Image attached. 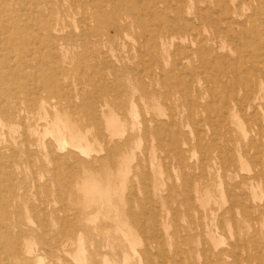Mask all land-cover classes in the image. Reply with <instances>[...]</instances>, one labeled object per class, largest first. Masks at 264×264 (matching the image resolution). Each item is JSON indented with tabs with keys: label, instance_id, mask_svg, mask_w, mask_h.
I'll return each mask as SVG.
<instances>
[{
	"label": "rangeland",
	"instance_id": "rangeland-1",
	"mask_svg": "<svg viewBox=\"0 0 264 264\" xmlns=\"http://www.w3.org/2000/svg\"><path fill=\"white\" fill-rule=\"evenodd\" d=\"M231 2L230 5L234 4ZM244 2L240 21L245 14L261 8L263 14L256 24L264 40V0ZM224 6V0H200L198 9L203 14L220 17ZM185 15L191 17L186 11ZM210 21L191 20L196 27L193 37L201 38L203 44L212 43L215 25ZM66 25L64 38L57 41L64 47L59 49L61 52L52 50V46L46 48L43 65L37 61L31 66L17 65L19 59L12 58L14 68L5 70L15 76L5 77L0 85V222L4 223L0 224V245L4 250L11 248L13 237L24 251L37 249L44 242L51 245L52 251L45 253L39 264H114L118 260L112 255L114 246H124L123 252L130 249L132 253V248L145 251L149 238L153 241L159 236L158 240L162 241L159 250L150 248L152 255H147L145 263L135 256L128 259V264H264V75L258 74L260 94L251 100L252 107L245 104L242 110L235 108L225 116L221 108L224 90H233L241 97L246 95L244 86L232 84L234 70L249 67L238 41L227 39L229 34L223 33L214 41L223 42L224 54L213 58L211 64L206 66L195 50L190 49V67L170 72L180 73L189 86L190 95L197 102L191 106L181 96L180 85L172 87L173 98L162 95L153 100L143 99L137 86L133 89L126 81L121 85L116 80L114 68L135 67L142 60L134 33L123 43L92 48L79 36L77 21L70 19ZM233 27L243 37L236 23ZM25 30L20 35L29 38L31 29ZM20 38V50L24 51L23 44L29 39ZM193 40L188 39L184 45H192ZM20 57L24 54L20 53ZM143 59L151 63L150 56ZM172 61V56H165L164 62L172 65ZM57 65L63 66V72H55ZM215 74L227 75L223 82L215 84L217 96L210 94L208 88L212 83L206 81ZM60 76L62 83L58 80ZM26 82L30 87L38 86L49 106L47 111L34 110L16 118L10 112L18 98L29 90L23 86ZM155 87L163 92L168 88L162 83ZM58 113L87 136L89 154L75 152L69 145L59 146L56 132L52 131V123L59 120ZM105 114L117 115L121 127L111 128ZM147 124L150 129L144 132ZM60 127L66 141L71 142L70 130L61 122ZM112 145L117 146V151L103 161ZM91 180L96 181V193L117 192L112 198L113 206L105 203L102 207L83 208L84 212L77 216L85 197H90L84 191L92 189ZM115 205L120 207L118 212ZM226 209V219L214 242L208 235L202 241L194 238L193 242H187L189 234L202 231L201 216L211 210L220 214ZM122 212H127L122 215L127 237L114 228L113 218ZM241 217L247 220L242 222L243 228L237 236L235 225ZM105 225L112 227L103 229ZM70 230H75L82 244L70 240L60 246V240ZM238 237L241 243L229 256L219 261L210 257V249L225 248ZM100 245L106 246L102 250L110 251L106 261L98 254L91 258ZM11 262L16 264L13 259Z\"/></svg>",
	"mask_w": 264,
	"mask_h": 264
},
{
	"label": "bare ground",
	"instance_id": "bare-ground-1",
	"mask_svg": "<svg viewBox=\"0 0 264 264\" xmlns=\"http://www.w3.org/2000/svg\"><path fill=\"white\" fill-rule=\"evenodd\" d=\"M231 1L234 4L230 5ZM199 2L200 0H0V85L2 84L3 79H5V77L8 76V78H12L13 76H15L14 74H10V72H7V70H5L6 68L8 69L14 68L13 63L15 61H13L12 58L16 60L19 59L17 65L26 64L31 66V64H33L32 63L33 61H37V64L43 65L42 61L44 60V57L47 56L45 55L47 52H44L46 48H50L52 46L51 48L52 50L57 49V52H61L60 50H62L64 47L62 44L60 45L59 43L57 44V41L64 38L62 34L64 33L65 28L67 27L66 24H68L70 19H72L77 21L78 23V28L80 29V31L78 30L80 32L79 36L82 37V39L85 40V43L88 46L90 45L92 48L93 47L99 48V46L103 44L114 45L115 43H123L133 33L137 36V39L139 40L138 51L141 52L140 56L142 57V60L135 67H131L130 65H125L113 69V72L116 76V80L119 81L121 85H124L126 81L127 85L129 84L128 86L132 87L133 89L137 86L138 88L141 89L140 94L143 99H153V100L159 99L162 95H165L168 98L172 96L173 98L175 94L172 91V87L174 85H180L181 96L184 97V99L188 101L191 104V106H193L196 102V99L191 97L189 86L185 85V81L184 79L181 78L180 73H176L172 75V73L170 72L189 68L191 62L188 58V53H191V51L194 50L196 52L195 54H197L200 57L202 63L204 62L206 66H208L209 63L211 64V60L213 58L219 57L224 54V52L221 51L224 50L223 42L218 43L217 40L214 41V39H219L223 33L227 32V34H229L227 39L235 40V42L238 41L237 44H239L242 47L241 55L245 57V61L249 63V67L247 68V70L245 68L243 71L240 69L238 70V68L236 69L235 67L236 70H234L233 78H232L233 81L232 84L234 86L239 85V86H244L246 88L245 91L246 95L241 97L239 95H236V93L233 90H229V91L224 90L221 99V101L223 102L221 108L223 109V113L225 116L226 113H229V111H232L235 108L242 110L246 106L245 104L247 105L249 104V106L252 107L253 102L251 100L258 98L260 94L259 91L260 83H259L258 74L264 75V40L260 38L259 34L261 33L258 32V25L256 24L260 15L263 14L261 12V8L257 7V9H255L254 12L245 14V18L240 21V18L242 17L241 10L243 9L244 6H246L244 0H224L225 6L223 7L224 8L223 14L220 17L218 16L213 17L212 16L213 14L212 15L203 14V12H201L198 9ZM185 11L189 15H191V17L186 16ZM196 18H205L211 20L210 22L213 21L215 27L213 28L212 31V38H210V40H212V43L203 44L200 41L201 38L200 40H198V38L195 39L193 37L196 32L195 31L196 27L191 22V20ZM235 23L238 25V29L241 28L242 30L241 34H243V37L242 35H240L238 32L235 31V28L233 27ZM28 28L29 31L31 29L30 31L31 34H28L30 36L29 38L20 35L23 31H26L25 29ZM20 36L29 39L25 44H23L24 51L20 50L21 41H22V38H20ZM190 38L194 39L192 41V45L189 46L184 45L185 42H187V40ZM37 44L38 46H35ZM20 53L21 54L23 53L24 57L21 58ZM60 56L63 58L62 53H60ZM147 56L151 57V63H148L143 59V57L145 58ZM165 56L173 57L172 65L171 62H164ZM236 59L238 60V57ZM237 60H233V61H237ZM184 63H186L187 65H185ZM216 65L217 64H215V66ZM63 69H64L63 66L57 65L55 72H57V74L61 73L63 72ZM203 71L204 70H202V72ZM214 71L216 72V70ZM20 73L21 71L18 72L19 76H21ZM216 74L215 76H211L210 80L206 79L207 83H212V85H210V88H208V91L213 96L216 95L215 84L223 82L224 79L227 77L226 74H222V76L219 75L217 76ZM28 78L30 79L29 76ZM172 79H174V81H172ZM47 80L46 83H49V80L48 81ZM58 80H60L61 83L63 81L61 76L59 77ZM159 83H162L168 87L166 91L164 92L160 91L157 87H155V85ZM23 86L28 87L29 90L26 92L25 96L18 98L19 102H17L12 107L10 114L16 118H22L23 114H30L34 110H37L39 113H41L42 110L47 111V107L49 105H47L46 99L40 93L38 86L36 85L30 87L28 86L27 82L25 84L23 83ZM49 88L51 89L50 86L48 87V90ZM4 91L5 90H3V92ZM126 92H128V90H126ZM93 93L94 92H92V94ZM231 103L234 104V107L232 106ZM156 114H159V116L161 115V113L159 112ZM57 115H58L57 118L59 120L57 121L56 119L52 123V128H53L52 131L56 132L54 135L56 136V141L58 142L59 146L61 148H64L66 145H69V147L75 152L85 155L89 154L90 145L87 142V136L83 134L80 130H78L76 124L72 123L65 115H61L59 113ZM106 118L111 128L121 127L120 125L121 122L120 123L118 122L119 117L117 115H113V114L111 116L106 115ZM60 122L64 125L65 128H68L70 130L71 142H67L66 139L64 138V132L63 129L60 127ZM245 127L246 126H244V128ZM149 129L150 127L147 124L144 132H148ZM102 131L104 132V129ZM140 142L142 143V141ZM124 144H126V142ZM141 145L142 144H140V146ZM116 151H117V146L112 145L108 149L107 156L106 157L103 156L104 157L103 161L109 160V158ZM255 151L256 150H254V152ZM154 156L157 155L154 154ZM133 159L135 160V157H133ZM130 163L132 162H129V164ZM130 165L128 166L129 168ZM205 174H207V171ZM94 182L96 181L91 180V182H89L90 185L92 186V189H88V190L85 189L84 192L89 193L90 197H85V201L82 204V209L79 211L77 216H80L81 213L84 212L83 208H91L95 205L98 207H102L103 204L105 203L109 204L110 206H113L112 198L113 195L116 194L117 192H113L114 190L111 192L110 190H106V191H98L96 193V186H95L96 183ZM124 184L126 183L124 182ZM4 207L5 206H3L2 208ZM114 207L116 212H118V209L120 207L118 205H115ZM145 208L143 209L144 210L149 209V207H147V209ZM17 209L20 210L19 208ZM227 210L228 209H226L224 212L220 214H217L214 210H211L209 213H205L203 216H201L203 225L201 226L200 223L198 225L201 226L202 231L195 234L192 233L189 234L188 238L186 239L187 242L188 243L193 242L194 238H197V240L202 241L206 235H208L209 238L214 242L216 240L215 236L216 233H218V229L220 228L222 222H224V220L226 219ZM126 213L127 212H122L119 214L116 213V216L113 218V220L115 221V227H114L115 230L122 231L124 235L127 237L128 231L124 228V225L127 224L122 216ZM232 218L235 219L233 216ZM246 220H247L246 217L244 218L241 217L239 220L237 219L235 225L236 235L239 233L240 229L243 228L242 222ZM135 222L138 221L135 220ZM1 223L2 222H0V224ZM4 227H7V225L6 226L4 225ZM109 227L112 226L105 225L103 229H107ZM83 229L85 230V228ZM131 230L133 231V229ZM192 230H194V228ZM8 231H9V227H8ZM20 236H24L23 233H21ZM11 238L12 240L9 238L11 240L10 242L11 248L8 251H5L4 246L2 247V245H0V264H12L11 259L16 261V264H18V261H21V264H32V262L34 261L38 262L39 264V262L42 261L43 259V255H45V253H48L51 250V245L44 242L37 249H29L28 251H24L19 245L15 244V239L13 237ZM159 238L160 237L158 236V239ZM158 239L150 241L149 238V241L146 244L145 251H137L136 249L132 248L134 250L132 253L130 249H128L126 252H123L124 246L121 245L114 246L112 248L113 250L112 255L118 259L117 261L114 262V264H128V259L130 257H135V256H138L139 259L143 263H145V258L147 257V255L149 256V254H151L149 253L150 248H156L159 250L162 241ZM70 240L73 243L78 242L82 244V240H78V235L76 234L75 230H70L68 236L63 240H60V246H65L66 244H68V241ZM240 243L241 242L239 241V237H238L236 241L229 243L227 247L221 249L214 247V249H210L208 253L210 252L209 253L210 257L213 260L219 261L220 259L229 256L231 252H233V250H235V248H237L240 245ZM128 246L131 247V243H129ZM99 247L100 248H97L93 252V254H91V258L95 254L96 255L98 254L102 257L103 260L105 261L108 260L110 251L102 250L103 247H106L104 245H100ZM84 250L86 251V249ZM179 253L181 256V252ZM167 255L168 254H166V256ZM150 257L153 258V256ZM162 259H164V257H162ZM84 260H85L84 257L81 258L82 263H84L83 262ZM158 262L161 261L159 260ZM109 263L113 264V262H109ZM93 264H96V262H93ZM150 264H152V262H150Z\"/></svg>",
	"mask_w": 264,
	"mask_h": 264
}]
</instances>
